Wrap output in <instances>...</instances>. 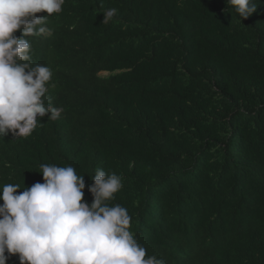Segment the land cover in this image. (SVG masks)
Segmentation results:
<instances>
[{"label":"trees","instance_id":"obj_1","mask_svg":"<svg viewBox=\"0 0 264 264\" xmlns=\"http://www.w3.org/2000/svg\"><path fill=\"white\" fill-rule=\"evenodd\" d=\"M45 26L32 62L52 70L63 112L0 137V188L71 165L91 204L102 168L122 177L111 203L146 255L264 264V0L243 21L227 0H65Z\"/></svg>","mask_w":264,"mask_h":264},{"label":"clouds","instance_id":"obj_2","mask_svg":"<svg viewBox=\"0 0 264 264\" xmlns=\"http://www.w3.org/2000/svg\"><path fill=\"white\" fill-rule=\"evenodd\" d=\"M64 3L0 0V137L27 138L43 125L42 118L55 121L63 112L46 96L53 73L48 66L33 65L29 38L51 37L45 25ZM229 5L243 21L257 11L258 0H227ZM115 14V9L104 11L102 23ZM39 173L43 183L23 191L12 183L0 188V264L12 256L19 264H167L146 255L130 230L128 210L111 203L123 188L121 176L97 168L90 176L89 204L84 175L73 166L41 164Z\"/></svg>","mask_w":264,"mask_h":264}]
</instances>
